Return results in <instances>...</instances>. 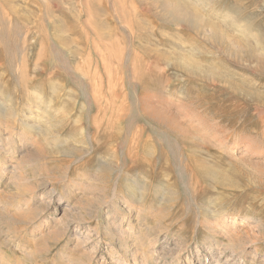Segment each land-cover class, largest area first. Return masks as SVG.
Returning <instances> with one entry per match:
<instances>
[{"label":"rangeland","instance_id":"obj_1","mask_svg":"<svg viewBox=\"0 0 264 264\" xmlns=\"http://www.w3.org/2000/svg\"><path fill=\"white\" fill-rule=\"evenodd\" d=\"M164 1L0 0V264H264V0Z\"/></svg>","mask_w":264,"mask_h":264},{"label":"bare ground","instance_id":"obj_2","mask_svg":"<svg viewBox=\"0 0 264 264\" xmlns=\"http://www.w3.org/2000/svg\"><path fill=\"white\" fill-rule=\"evenodd\" d=\"M186 5V4H185ZM164 6H165V8L168 10V11H170L172 14H174L176 17H179L180 19L181 18H193L195 21H197V22H199L200 20H202V17L199 15V14H196L195 12H191L188 8H186L184 5H182L181 3H179L178 1H174V0H166V1H164ZM185 20V19H184ZM25 120H22L21 119V122H23L24 124H26V122H24ZM5 124V123H4ZM110 125H111V123H110ZM110 125H109V127H110ZM24 126H26V125H24ZM97 127V126H96ZM10 128V127H9ZM12 128V127H11ZM1 129V128H0ZM7 129V128H6ZM11 130H13V129H11ZM2 132H4V131H2ZM96 132V131H95ZM9 133V132H8ZM108 134V133H107ZM6 136V135H5ZM5 136H3L2 134L0 135V152L1 153H3L5 156H9V155H11V154H13L15 151H14V147H13V143L15 142L14 140H11V137H10V139H8V138H6ZM10 136V135H9ZM15 138V137H14ZM13 139V138H12ZM16 140V139H15ZM133 140H135V139H133ZM135 144V143H134ZM134 146V145H133ZM5 150V151H4ZM128 154V153H127ZM133 156V155H132ZM4 166V165H3ZM0 168H2L1 166H0ZM15 169H17L16 167H14ZM5 171V170H4ZM75 171V170H74ZM2 172H3V170H2ZM11 176V175H10ZM13 177V176H12ZM75 183H76V181L75 180H73L72 181V184L70 185V188L71 189H69L68 187V189L66 190L67 192V194L69 195H71V193H69V192H72V190H73V188L75 187ZM115 204V203H114ZM118 206V205H117ZM119 209H122V207L120 208L119 207ZM122 214H124V216H126L125 218H127V212L125 211V212H123ZM115 217V216H114ZM129 217V216H128ZM113 218V217H112ZM116 218V217H115ZM124 220V218H122V219H113L112 220V222L111 223H108V224H106V229L108 230V233L112 236V235H115L116 233L117 234H119V236H120V241L122 242V248H123V250L125 251V254H126V257H132V258H135L137 255V253H136V251L135 250H133V248L132 247H130V245H129V242H128V240H127V237H126V235L128 234V229H127V227L126 228H124V226H123V224H121V222ZM57 221H59V220H56V223H57ZM225 221H226V219L223 221H221L222 222V224L224 225V223H225ZM130 221L128 222V228H129V226H130ZM226 225V224H225ZM58 229V228H57ZM105 229V230H106ZM114 229H117V232H114L113 230ZM90 232H88L87 234H89ZM74 235H77V233H75ZM73 235V236H74ZM88 237H89V235H87ZM77 237V236H76ZM75 237V238H76ZM113 238L115 237V236H112ZM77 240V239H76ZM100 240V239H99ZM79 242V241H78ZM81 242V241H80ZM69 245V244H68ZM150 245V244H149ZM225 245V244H224ZM245 246V245H244ZM148 247V246H147ZM151 248V247H150ZM136 249V248H135ZM145 250V249H144ZM150 250V249H149ZM146 253V252H145ZM152 253H153V251H152ZM117 256V255H116ZM120 256V255H119ZM146 257V256H145ZM139 258V257H138ZM135 259H137V258H135ZM144 260H145V258H143ZM140 260V259H139ZM138 260V261H139ZM75 261V260H74ZM142 261V260H141ZM139 263H141V262H139ZM138 263V264H139ZM116 264V263H115ZM117 264H132L131 262L130 263H126L125 261H123V260H118V263ZM146 264V263H145Z\"/></svg>","mask_w":264,"mask_h":264}]
</instances>
